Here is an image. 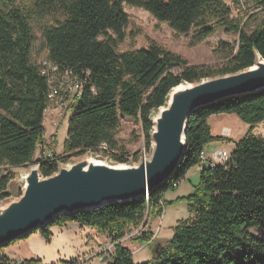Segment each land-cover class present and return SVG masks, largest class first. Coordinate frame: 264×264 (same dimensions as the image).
<instances>
[{"label": "trees", "instance_id": "trees-1", "mask_svg": "<svg viewBox=\"0 0 264 264\" xmlns=\"http://www.w3.org/2000/svg\"><path fill=\"white\" fill-rule=\"evenodd\" d=\"M252 1L258 8L264 7V0ZM125 4L148 11L177 33L192 32L194 44L222 28L237 35L236 45L220 44L229 60L216 69L189 65L181 55L155 42L147 48L119 52L118 44L124 41L130 20ZM231 14L223 0H0V167L34 163L44 142L49 82L32 61L35 35L31 20L51 17L53 24L42 25L47 58L72 70L84 83L71 105L64 154L55 149L50 155L42 151L40 171L49 177L68 153L99 151L103 144L115 162L128 161L116 138L121 115L141 123L150 149L151 113L166 104L172 88L252 67L256 51L264 58V18L248 30ZM176 67H182L180 73L173 71ZM224 113L236 114L249 124L248 133L235 143L224 162L202 167L193 193L180 198L188 203L191 216L180 221L173 237L160 244L161 254L135 263L132 251L120 241L126 229L143 221L147 213L161 215L171 204L164 199L169 188L181 183L192 167L205 163L200 155L207 145L223 140L212 134L208 120ZM263 121L264 89L212 103L189 118L185 157L169 182L143 199L60 215L34 231L40 230L49 240L51 228L67 223V218L106 231L115 243L110 264H264V235L251 232L258 229L264 234V137L252 132ZM14 177L12 172L0 176V200L8 196ZM30 234L0 247V264H45L35 257L13 262L3 252L16 244L13 241ZM153 236L146 230L137 240L147 243ZM62 264L79 261L72 258Z\"/></svg>", "mask_w": 264, "mask_h": 264}, {"label": "rangeland", "instance_id": "rangeland-1", "mask_svg": "<svg viewBox=\"0 0 264 264\" xmlns=\"http://www.w3.org/2000/svg\"><path fill=\"white\" fill-rule=\"evenodd\" d=\"M223 2L231 10L232 17L246 24L248 30H252L264 18V10L258 8L252 0H223ZM124 8L130 15V20L125 30L126 37L123 42L118 44L119 52L147 48L151 42H155L162 48L181 55L189 65H205L216 69L229 60L227 51L219 48L220 44L236 45L237 35L227 33L222 28H218L214 34L204 41L194 44L192 32L190 34L177 33L169 23L158 21L142 8L127 4L124 5ZM210 20L214 22L216 18L212 16ZM53 22L51 17L31 20L35 35L31 54L34 63H38L41 58L47 56V48L42 36V25L53 24ZM181 68L176 67L173 71L180 73ZM72 114L73 108H69L68 105L63 108L48 109L45 114V134L44 142L40 146L41 151L51 153L55 149L56 153L64 154V142L67 138L68 124ZM208 123L215 134H220L222 125L229 128L228 131L223 133L227 136V139H223L224 142L222 140L215 142L214 145L217 149L211 148V152L207 149L208 147L205 148V154L206 151L210 153L209 156L207 155L209 160L216 161V164L225 161L230 156L235 147L234 142L243 138L250 129L249 124L245 123L236 114H215L209 118ZM252 132L257 136L264 137V121L256 125ZM116 138L118 147L126 152L125 156L128 160H131L130 162H138L151 153V147L149 149L147 146L141 123L136 122L131 117L120 116V126ZM226 152L228 153L226 154ZM88 155L101 160L113 161L106 151L100 149L95 152L86 151L81 155L68 153L67 159L63 163L69 164ZM204 162H207V160ZM32 164L18 168L0 167V176L8 172L15 175L7 189L8 196L0 200V205L20 199L24 189L18 173L20 170H28ZM209 164L210 162L205 166ZM200 172L198 165L192 167L181 183L169 188L167 191L168 198L164 197V199L166 198L165 201L171 204L164 207L163 213L156 216L153 222V216L147 213L143 221L134 223L126 229L124 237L120 241L132 251L135 263L148 262L155 255L153 244L137 240L138 235L146 231L141 226L142 223L149 222L148 226L152 225L154 237L164 240L166 237L168 239L173 237L174 227L180 221L189 219L191 214L188 210V203L180 200V198L193 193L194 187L199 184ZM172 195H175V197L169 199L172 198ZM67 222L69 223L64 226H53V234L49 240H46L41 231L38 230L24 239L13 241L17 244L8 247V252L12 256L10 257L11 260L19 262L26 257L35 256L45 264H62L63 261H69L72 258L77 259L79 264H106L101 261H107L113 257L115 243L112 240V234L91 226H78V224L72 222V218H67ZM251 232L256 236L264 235L258 229H252ZM100 248L104 250L100 253H94L99 251ZM85 249L90 251L85 252Z\"/></svg>", "mask_w": 264, "mask_h": 264}, {"label": "water", "instance_id": "water-1", "mask_svg": "<svg viewBox=\"0 0 264 264\" xmlns=\"http://www.w3.org/2000/svg\"><path fill=\"white\" fill-rule=\"evenodd\" d=\"M263 89L264 58L257 51L252 67L172 88L166 104L151 113V153L138 162L118 163L88 155L69 164L62 162L54 174L44 177L38 147L31 167L18 173L22 196L0 205V247L48 226L60 215L149 196L154 188L171 180L185 157L187 126L195 112ZM154 249L159 256L160 243H155Z\"/></svg>", "mask_w": 264, "mask_h": 264}, {"label": "built area", "instance_id": "built-area-1", "mask_svg": "<svg viewBox=\"0 0 264 264\" xmlns=\"http://www.w3.org/2000/svg\"><path fill=\"white\" fill-rule=\"evenodd\" d=\"M260 9L264 10V7ZM37 64L40 67L41 73L47 77L49 82V93H48L49 104L46 112L50 108L58 109V108H63L65 105H68V107L70 108L71 105L77 100V98L82 93V90L84 88V83L77 76L74 75L72 70L68 68L62 69L58 64L49 60L47 56L41 58ZM100 149L106 151L107 154L111 157L110 151L107 150L108 147L105 144L100 146L99 150ZM44 153L46 155H50V153H46V152ZM200 159L203 162L207 160L204 151L201 153ZM130 161L131 160L129 159L124 163H128ZM210 163L212 165L216 164L215 162H210ZM152 241L153 239H151L148 242V244H152Z\"/></svg>", "mask_w": 264, "mask_h": 264}, {"label": "crops", "instance_id": "crops-1", "mask_svg": "<svg viewBox=\"0 0 264 264\" xmlns=\"http://www.w3.org/2000/svg\"><path fill=\"white\" fill-rule=\"evenodd\" d=\"M213 116V115H212ZM233 119H235V118H233ZM236 120V119H235ZM239 124H240V122H239ZM228 129L229 128H227V127H225V126H223L222 125V127H221V132H220V134H215V133H213L212 132V134L214 135V136H221V137H223V139L225 140V139H227V136H225V135H223V133H225L226 131H228ZM212 131V130H211ZM216 142V141H215ZM215 142H212L211 144H209V145H207L206 146V148L207 149H209L211 152H212V149L211 148H213V149H217L216 147H215ZM217 142H219V141H217ZM222 142H224L223 140H222ZM237 142V141H236ZM236 142H234V144L236 143ZM228 152H226V154H227ZM207 155L209 156L210 155V153L209 152H207L206 151V158H207V162H205L203 165H206V164H208L209 162H213L212 161V159L211 160H209V157H207ZM216 162V161H215ZM203 165L201 164V165H198L199 167H200V171H201V169H202V167H203ZM187 175H188V173H187ZM165 197H167V192L165 193ZM175 197V195L173 196L172 195V198H169V199H173ZM168 198V197H167ZM166 199V198H165ZM155 217H153L152 218V222H153V219H154ZM69 222H67V223H65V224H68ZM76 223V222H75ZM65 224H63V226L65 225ZM76 224H78V223H76ZM148 224H149V222L146 224L145 222L144 223H142L141 224V226L144 228V230H149L151 233H153V230H152V225L150 224V226H148ZM144 225H145V227H144ZM78 226H80L79 224H78ZM81 227H84V226H81ZM53 228V227H52ZM52 228H51V230H52ZM53 232V231H52ZM152 239H154L155 240V243H160L161 244V242H164V241H166V240H169L168 239V237H166V238H164V240L163 239H157V238H155L154 236H153V238ZM155 243H153V245L155 244ZM17 244V243H16ZM16 244H12V245H16ZM20 244V243H19ZM147 244H148V242H147ZM12 245H10V246H12ZM104 249L103 248H100V250L99 251H95L94 253H100V252H102ZM9 249H8V247L7 248H4L3 249V252L6 254V255H8L9 257H12L10 254H9ZM90 250H88V249H85V252H89ZM93 255V254H92ZM38 256V255H37ZM102 256V255H101ZM101 256H99V257H101ZM35 257V256H34ZM98 257V258H99ZM29 258H33V257H29ZM29 258H25V259H29ZM102 263H106V264H110L111 263V258H110V260H107V261H105V260H102L101 261Z\"/></svg>", "mask_w": 264, "mask_h": 264}]
</instances>
